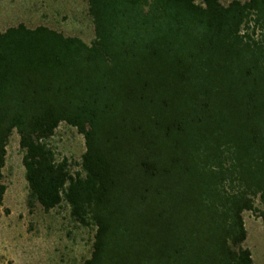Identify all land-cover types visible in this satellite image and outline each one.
<instances>
[{
	"label": "trees",
	"instance_id": "trees-1",
	"mask_svg": "<svg viewBox=\"0 0 264 264\" xmlns=\"http://www.w3.org/2000/svg\"><path fill=\"white\" fill-rule=\"evenodd\" d=\"M90 43L0 31L2 169L13 132L29 208L95 229L82 264H254L264 229V0H88ZM84 138L72 172L49 140Z\"/></svg>",
	"mask_w": 264,
	"mask_h": 264
},
{
	"label": "rangeland",
	"instance_id": "rangeland-1",
	"mask_svg": "<svg viewBox=\"0 0 264 264\" xmlns=\"http://www.w3.org/2000/svg\"><path fill=\"white\" fill-rule=\"evenodd\" d=\"M231 1L220 0L224 5ZM20 23L29 28L44 25L86 43L94 38L88 0H0V31ZM49 145L57 160L66 158L72 172L79 170L85 145L75 128L61 123ZM22 156L13 132L2 169L6 191L0 208V264H82L90 256L95 229L73 221L66 203L49 212L38 204L29 208ZM243 219V246L251 251L254 264H264L262 222L251 212H244Z\"/></svg>",
	"mask_w": 264,
	"mask_h": 264
}]
</instances>
